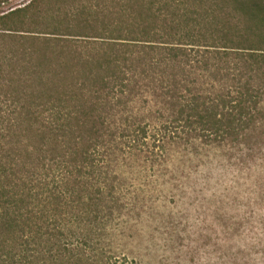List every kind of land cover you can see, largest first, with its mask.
Segmentation results:
<instances>
[{
  "label": "trees",
  "instance_id": "trees-1",
  "mask_svg": "<svg viewBox=\"0 0 264 264\" xmlns=\"http://www.w3.org/2000/svg\"><path fill=\"white\" fill-rule=\"evenodd\" d=\"M205 247L264 264V0L0 14V264H205Z\"/></svg>",
  "mask_w": 264,
  "mask_h": 264
},
{
  "label": "rangeland",
  "instance_id": "rangeland-1",
  "mask_svg": "<svg viewBox=\"0 0 264 264\" xmlns=\"http://www.w3.org/2000/svg\"><path fill=\"white\" fill-rule=\"evenodd\" d=\"M32 1L33 0H11L9 3L4 4V5H2L0 7V14L8 13V12H10L12 10H15V9H18V8H22V7L26 6V5H28L29 3H31ZM168 202H169L168 203L169 209H174L175 213L176 212H179V210H177V209L175 210V204L172 203V201L169 200ZM178 206L180 207L181 204L178 203ZM194 214H195V218H196L197 217V213H194ZM178 218H179V216H178ZM195 221L192 222L193 226H196ZM209 225H210V223H207V224H205L203 226L205 228H208ZM198 230H199L198 229V226L197 227H193V231H196L197 232ZM208 233H210V231L209 230H206L203 235L204 236H207ZM165 236L167 237L168 235L165 234ZM158 237H160V235ZM205 241L206 240L201 241V243L196 244V246H202L205 243ZM205 249H206L204 251L205 253L204 254H201V257H202V259L204 260V262L206 264V263H209V259L211 257V253H212L213 250L210 247H205Z\"/></svg>",
  "mask_w": 264,
  "mask_h": 264
}]
</instances>
